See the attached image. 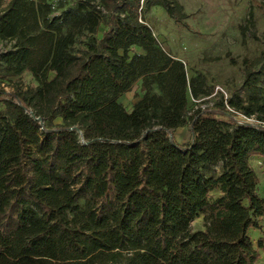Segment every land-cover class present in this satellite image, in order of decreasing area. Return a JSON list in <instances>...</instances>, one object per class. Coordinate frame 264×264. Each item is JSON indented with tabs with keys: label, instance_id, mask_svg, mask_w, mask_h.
Wrapping results in <instances>:
<instances>
[{
	"label": "trees",
	"instance_id": "16d2710c",
	"mask_svg": "<svg viewBox=\"0 0 264 264\" xmlns=\"http://www.w3.org/2000/svg\"><path fill=\"white\" fill-rule=\"evenodd\" d=\"M48 1L0 0V80L36 83L0 91V264H256L264 198L251 160L264 158V129L225 105L264 121V35L240 61L242 94L216 103L223 120L196 108L205 77L189 79L144 20L157 7L183 26L178 2L79 0L51 16ZM138 80L127 110L119 98ZM184 127L178 145L168 135Z\"/></svg>",
	"mask_w": 264,
	"mask_h": 264
},
{
	"label": "rangeland",
	"instance_id": "374dc122",
	"mask_svg": "<svg viewBox=\"0 0 264 264\" xmlns=\"http://www.w3.org/2000/svg\"><path fill=\"white\" fill-rule=\"evenodd\" d=\"M79 0H49L51 16H58L63 10L77 8ZM179 3L187 16L183 26L177 25L174 19L168 17L161 8H152L144 14L146 24L151 28L160 47L171 57L181 61L186 68L188 78L201 75L205 77L211 94L219 87L229 97L234 91L242 94L241 85L244 73L240 66L243 57L256 58L263 47L264 35V0H173ZM250 14H252L250 16ZM250 21V24L248 23ZM239 26L248 28L245 37L239 32ZM105 31L100 26L94 38L99 39ZM256 36L255 39L251 34ZM88 36L77 38L73 47L75 53L85 50ZM5 45L0 41V52ZM134 52H140L134 49ZM230 56V57H229ZM233 58L236 64H232ZM36 83L27 72L19 78L0 80V91L4 94L13 92L15 86H35ZM264 93V77L260 81ZM141 81L135 82L131 89L119 98V102L130 110L142 96ZM220 94L203 101L196 100L199 106H205L206 112L218 119H223L219 107ZM227 119L233 121L232 117ZM60 120L57 119L56 123ZM178 145L190 141L189 127L168 135ZM251 166L256 172L259 184L258 195L264 198V158H254ZM264 231V217L260 221ZM191 229L203 230V219L200 217L191 223ZM249 236L254 245L261 234L250 230ZM256 264H264V249L259 250V260Z\"/></svg>",
	"mask_w": 264,
	"mask_h": 264
},
{
	"label": "built area",
	"instance_id": "2783aa9c",
	"mask_svg": "<svg viewBox=\"0 0 264 264\" xmlns=\"http://www.w3.org/2000/svg\"><path fill=\"white\" fill-rule=\"evenodd\" d=\"M220 94V96L222 97V99L225 101L228 96L226 95L225 92H223V90L219 87L215 88V91L213 94H211L208 97L202 98L203 101H206L207 99H210L212 97H214L215 95ZM192 102L194 103V105L196 104V108H201L204 109L205 106H199L197 104L196 100L192 99ZM195 108V106H194ZM226 110L228 111L229 115L228 117H232L234 123H236L237 125H244V126H251V127H255V128H263L264 129V121H258L255 117H247L241 113L235 112L232 108H229L227 105H225Z\"/></svg>",
	"mask_w": 264,
	"mask_h": 264
},
{
	"label": "crops",
	"instance_id": "0c3cea01",
	"mask_svg": "<svg viewBox=\"0 0 264 264\" xmlns=\"http://www.w3.org/2000/svg\"><path fill=\"white\" fill-rule=\"evenodd\" d=\"M9 1H10V0H4L5 3H8ZM185 128H187V127L180 128V129H178V130L181 131L182 129H185ZM178 130H177V131H178Z\"/></svg>",
	"mask_w": 264,
	"mask_h": 264
}]
</instances>
